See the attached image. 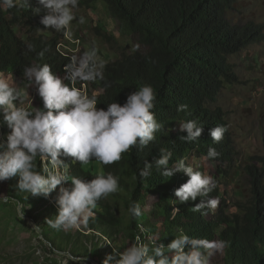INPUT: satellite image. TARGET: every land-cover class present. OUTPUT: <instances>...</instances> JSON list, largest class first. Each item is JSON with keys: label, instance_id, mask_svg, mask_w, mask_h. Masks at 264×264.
Listing matches in <instances>:
<instances>
[{"label": "trees", "instance_id": "trees-1", "mask_svg": "<svg viewBox=\"0 0 264 264\" xmlns=\"http://www.w3.org/2000/svg\"><path fill=\"white\" fill-rule=\"evenodd\" d=\"M235 2L79 0L77 8H94L99 3L103 4L117 23L120 33L131 36L135 43L119 49L118 57L103 65L102 78L72 81L69 77L76 67V59L59 47L66 31L44 28L41 19L46 10L39 0H15L14 7H0V74L14 72L22 83L28 84L23 68L32 63L47 64L70 87L79 89L88 83L89 88L97 92L94 95L97 107L105 109L112 102L123 104L131 92L143 85H151L157 94L152 111L164 128L155 134L156 139L148 146L133 147L122 154L121 160L101 165L105 173L112 172L119 178L120 191L110 196L119 198L126 210L131 203L141 206L140 218L128 217L131 238L134 241L137 238L146 239L147 244L157 241L167 245L183 232L190 238L223 245L213 250L212 255L219 257L217 264H264V167L259 168L255 163L247 166L251 196L245 202L235 204L244 212L243 223L229 214L222 203L215 211L202 209L200 212L192 210L193 204L200 202L199 198L195 202L181 204L176 200L174 190L189 177L178 172L166 178L155 168L161 148L172 151L170 164L181 158L186 160L194 151L206 155L209 147H215L220 153L219 157L210 159L211 162L225 165L235 161V140L226 112L223 107L213 104L226 83L238 80L229 61L230 56L264 39V23L255 20L234 22L229 18L228 11ZM37 8L39 13L35 11ZM98 29L99 35L113 48L114 36L102 28ZM28 43L34 45V51H27ZM37 98L27 110L43 106L41 98L38 95ZM16 103L18 105L19 101ZM180 104H187L188 110L178 111ZM187 120H196L203 126V133L196 141L182 142L179 139L182 133L172 131L180 121ZM218 125L225 126L227 131L224 138L215 143L209 130ZM61 159L69 177L91 180L97 174L95 160L81 165L73 163L70 157ZM145 161L153 163L152 174L147 178L140 175ZM35 166L39 171L50 167V164L37 157ZM18 179V176L8 179L6 191L24 201L26 193L18 190ZM216 184L210 197L222 201V190L218 182ZM58 190L59 186L52 192L56 197ZM153 195H157V199L146 210L149 197ZM44 199L47 200L46 197ZM97 206L103 211L94 209L87 224L97 226L113 237L123 219L113 209L109 197L98 201ZM46 208L54 217L58 209L56 200L49 201ZM159 229L162 232L157 239H147L151 231L157 233ZM91 237L90 234L80 233V230H71L66 234L61 232L58 242L61 245L72 243L77 250L87 252L83 239ZM113 242L115 248L123 244L119 236ZM92 253L96 258L98 248L92 249Z\"/></svg>", "mask_w": 264, "mask_h": 264}, {"label": "clouds", "instance_id": "clouds-1", "mask_svg": "<svg viewBox=\"0 0 264 264\" xmlns=\"http://www.w3.org/2000/svg\"><path fill=\"white\" fill-rule=\"evenodd\" d=\"M39 3L46 10L41 19L44 28L63 32L74 20L73 10L78 7L79 0H39ZM4 5L14 7L15 0H0V7ZM35 11L39 13L40 9ZM80 22H84L83 17ZM26 48L28 52L35 50L31 43ZM102 68L103 61L97 62L93 49L83 54L69 79L102 78ZM23 76L35 89L43 106L32 110L19 107L16 102L22 99V91L8 78L0 76V111L3 123L10 129L6 140L0 141V181L18 176L20 192L44 197L59 186L57 212L54 218H47L46 223L53 229L67 232L79 228L82 223L87 224L98 201L120 191V184L117 176L105 173L102 167L91 180L69 177L61 157H70L73 163L81 165H88L91 160L110 165L121 160L122 154L133 147L148 146L156 139L155 134L164 128L152 111L157 94L151 85H143L131 92L123 104L112 102L105 109L97 107L95 98L75 86L70 87L47 64L25 66ZM177 110L186 112L188 105L180 104ZM172 131L182 133L179 136L182 142H192L201 137L203 126L196 120L180 121ZM226 131L225 126L218 125L211 128L209 134L219 143ZM172 155L169 149L161 148L155 168L166 178L178 172L189 177L174 190L176 200L186 204L199 198L200 202L193 204V211H215L219 201L210 197L217 187L213 177L195 170L184 158L170 164ZM206 155L208 159H215L220 153L215 147H209ZM37 157L48 161L50 167L36 170ZM152 169L153 163L145 161L140 175L147 178ZM68 181L71 184L65 186ZM127 211L134 219L142 216L139 203L129 204ZM222 246L190 238L181 232L167 245L157 241L151 244L135 242L122 251L115 249L104 264H207L213 250Z\"/></svg>", "mask_w": 264, "mask_h": 264}, {"label": "rangeland", "instance_id": "rangeland-1", "mask_svg": "<svg viewBox=\"0 0 264 264\" xmlns=\"http://www.w3.org/2000/svg\"><path fill=\"white\" fill-rule=\"evenodd\" d=\"M73 11L75 18L62 36L59 47L76 59L75 66L85 52L95 49L97 62L103 61L104 65L118 57L119 49L135 43L134 38L120 33L117 23L103 4L99 3L94 8H76ZM228 16L234 22L255 20L264 23V0H236L233 8L229 9ZM81 17L84 18L83 23L80 22ZM98 28L114 36L113 48L99 35ZM229 61L238 80L225 84L213 106H221L226 112L235 140V161L232 164L218 165L211 162L206 155L194 151L186 157V162L218 182L223 197L218 206L221 203L225 205L226 211L243 223L244 212L235 204L239 201L245 202L251 196L252 186L247 166L255 163L259 168L264 167V39L231 55ZM0 76L8 78L14 87L22 91L19 107L27 109L38 99L35 89L29 83H22L14 72L1 73ZM79 89L93 98L97 93L89 88L88 83H84ZM0 129H3L0 130V140H6L10 129L3 123L2 111ZM95 166L97 169L101 168L97 161ZM6 181H0V264H104L106 257L115 249L122 251L135 242L147 244L146 239L143 241L142 238H137V241H134L131 238L127 226L129 215L124 204L119 198L109 196L113 209L123 219L113 237H109L107 234L110 233L97 226L82 223L79 228L72 230H80V233L92 236L83 239L88 251H79L72 243L61 245L58 242L59 234H66V231L57 230L54 233L56 229L46 223L47 218H54L47 210L46 204L49 201L54 202L57 197L51 193L46 200L43 195L33 196L26 193L24 201H19L7 193ZM70 184L71 181H68L65 186ZM156 199L157 195L149 197L146 210H149L150 204ZM95 209L103 211L99 206ZM161 230L157 233L151 231L147 239H157ZM117 236L123 244L115 248L113 240ZM95 248L99 251L96 258L92 253ZM218 261V256L211 255L207 258V264H217Z\"/></svg>", "mask_w": 264, "mask_h": 264}]
</instances>
